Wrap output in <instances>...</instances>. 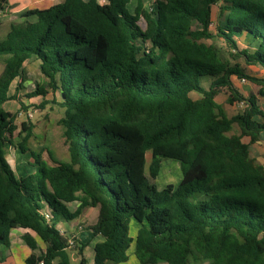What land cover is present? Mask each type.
Returning a JSON list of instances; mask_svg holds the SVG:
<instances>
[{"label":"trees","instance_id":"obj_1","mask_svg":"<svg viewBox=\"0 0 264 264\" xmlns=\"http://www.w3.org/2000/svg\"><path fill=\"white\" fill-rule=\"evenodd\" d=\"M130 1L28 8L0 40V246L21 227L29 230L22 239L32 251L24 264H69V249L87 264L86 243L57 223L92 206L98 215L88 228L103 240L94 244L91 264L126 261L132 242L138 264H264V165L242 140L264 135V112L257 96L243 95L232 80L248 78L264 95V76L245 73L204 41L213 37L216 5L215 35L264 69V0H154L150 9L135 0L133 12ZM6 2L0 0V12ZM239 38L246 47L238 49ZM31 57L47 82L26 96H44L46 87L59 93L52 102L64 109L59 124L69 158L46 149L51 164L33 154L35 172L17 176L6 149L26 152L34 124L27 119L18 126L3 104L18 99L19 83L14 93L10 85ZM202 76L210 78L206 88ZM223 88L229 104L245 103L242 111L225 113L215 100ZM234 123L240 133L228 134ZM165 158L179 163L181 178L158 190L154 179ZM72 201L78 205L70 211ZM131 219L138 223L135 237ZM31 232L44 250L35 253Z\"/></svg>","mask_w":264,"mask_h":264},{"label":"rangeland","instance_id":"obj_2","mask_svg":"<svg viewBox=\"0 0 264 264\" xmlns=\"http://www.w3.org/2000/svg\"><path fill=\"white\" fill-rule=\"evenodd\" d=\"M12 0H7L4 11L8 12L9 6L12 7ZM20 1V0H18ZM27 1V0H26ZM147 5V9H150L149 4L151 0H144ZM135 0H131L127 7L130 12H133ZM2 11L0 12V17L3 16ZM217 18V6L212 7V19L213 23L210 24L209 28L213 34L212 38L204 39L206 43L212 44L217 48L220 57L230 64L238 63L244 70L245 73L259 77L260 70L262 69L259 65L247 64L245 58L242 55H237L236 50L231 49L220 37L215 35V21ZM3 22L0 24V40L4 38L5 33L9 28V21L2 19ZM139 23L144 26L145 22L142 17L139 19ZM247 46V42L239 38L238 39V49H242ZM4 69L2 60H0V74ZM236 77V78H235ZM24 80L19 83L18 99L10 100L3 104L6 110H9L16 114V123L19 126L21 121L29 120L34 124L33 135L26 143V152H21L15 145H10L6 149V158L11 167L13 168L17 176H25L35 172L36 166L34 165V156L36 157L38 153L43 159L48 163H52L49 159L46 149H49L52 154L59 160H68V148L63 137V127L59 124V119L64 114V109L60 107L57 103L52 102L56 99L60 100L59 93L53 92L50 88L46 87L47 93L42 95H35L33 97H27L26 94L30 93L35 89L37 84L43 85L47 82L44 75L41 73L39 68V63L35 59H30L25 63V71L23 75ZM234 86L245 96L255 94L257 96V102L260 109L264 112V95H259L257 93L258 85L250 81L248 78L246 82L238 81V77L234 76ZM240 79V78H239ZM201 84L206 88L210 83V78L208 76H202L200 79ZM17 88V87H16ZM227 88L221 89L215 97L216 102L221 106L228 116H232L237 112L242 111L245 108V103L243 101L234 102L229 104L227 102L228 97ZM192 98H198L199 94L196 92L191 93ZM18 100L22 101L25 105H28L26 110L20 107ZM31 114V116L29 115ZM19 128V127H18ZM18 130V129H17ZM17 130L14 132V142L18 143L20 138L17 135ZM240 130L237 124H233V128L228 134H239ZM244 142L249 143L250 156L255 160L256 163L264 165V136L260 135L258 141L254 143L249 142L248 136H242ZM150 160V152L146 153L147 164ZM147 172V168H146ZM181 178L180 165L177 161L165 158L161 162V167L158 175L154 179V184L158 190H161L167 183L177 184ZM138 223L131 219L129 223V235L135 237L137 231ZM88 226L85 228L84 232L88 230ZM41 245L43 243L39 240ZM73 246V245H72ZM71 246V248H72ZM134 243L132 242L127 253L128 259L119 264H138V261L134 255ZM72 249L70 252V262L69 264H79V260L72 257ZM20 263V262H19ZM16 258H6L0 261V264H19ZM20 264H23L22 262ZM156 264H167L166 262H158ZM189 264H205L202 261H192Z\"/></svg>","mask_w":264,"mask_h":264},{"label":"crops","instance_id":"obj_3","mask_svg":"<svg viewBox=\"0 0 264 264\" xmlns=\"http://www.w3.org/2000/svg\"><path fill=\"white\" fill-rule=\"evenodd\" d=\"M59 1H61V0H27V1L26 0H20V1L12 0V1H10L12 3V7L10 8V6H9L8 12H5L4 10L2 11L3 13H1V14H3V16L0 17V24L3 22L2 19H6L9 21V28H10L11 23H14V22L21 20L19 15L22 11H24L28 8L47 7L51 4L57 3ZM142 1H143L144 8L147 9V5L145 4V1L144 0H142ZM149 4L154 5V0H151L149 2ZM153 5L150 6V8L153 7ZM9 28H8V30H9ZM6 33H5V35H6ZM30 59H35L39 63V60L36 59L35 57H31L28 60H30ZM28 60H26L23 64L24 71H25V63ZM23 75H24V73L21 76L22 79L17 78L11 82V85H10V92L11 93L16 92V87L18 85V82H21L24 80ZM263 76H264V69H261L259 77H263ZM232 80L234 83V78H232ZM237 80L240 81L239 78ZM17 96H18V92H17ZM12 100H16V99H12ZM8 101H10V100H7L6 103ZM17 102L19 103V100ZM4 109H5V107H4ZM9 164L11 166V163H9ZM77 205H78L77 201H72V202L67 203V207L70 211L75 210ZM97 215H98V207L87 206V207H84L82 209L81 213L77 217H75L74 219L69 220V221H60L57 223V228L62 233L72 235L76 239L86 243V245L83 249V256L86 258L87 264L92 263L94 244L98 241L103 240V237L100 235L92 236L91 231L89 229L86 230L85 233H83L87 226H91L92 224L95 223V221L97 219ZM27 231H29V230L25 229V228H21V227H15V228H12L10 230V232H9V245L7 247H1L0 246V251L5 256V259L6 258H16V259H18V263L22 262L24 264L25 258L32 252L31 249L26 245V243L22 239V235ZM32 234H33L34 238L36 239L37 245H38V249L36 250L35 253H38L40 250H44V248H45L44 243L42 242L43 245H41L39 239L35 236V234L34 233H32ZM72 257L74 259L79 260V256H76L74 254V252L72 253Z\"/></svg>","mask_w":264,"mask_h":264},{"label":"built area","instance_id":"obj_4","mask_svg":"<svg viewBox=\"0 0 264 264\" xmlns=\"http://www.w3.org/2000/svg\"><path fill=\"white\" fill-rule=\"evenodd\" d=\"M98 2H100V3H102V4H103V3H105V2H106V0H98ZM240 81H241V82H246V81H247V79H246L245 77H241V78H240ZM29 115L31 116V114H29ZM45 215H46V216H48V214H47V213H46ZM69 245H70V246H72V245H73L72 241H69ZM37 264H43V262H42V261H40V262H38Z\"/></svg>","mask_w":264,"mask_h":264}]
</instances>
